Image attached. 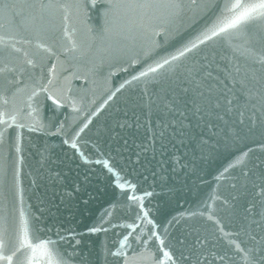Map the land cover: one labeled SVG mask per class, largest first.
I'll use <instances>...</instances> for the list:
<instances>
[{"label":"water","instance_id":"obj_1","mask_svg":"<svg viewBox=\"0 0 264 264\" xmlns=\"http://www.w3.org/2000/svg\"><path fill=\"white\" fill-rule=\"evenodd\" d=\"M234 2L0 0V264H264V20Z\"/></svg>","mask_w":264,"mask_h":264},{"label":"snow or ice","instance_id":"obj_2","mask_svg":"<svg viewBox=\"0 0 264 264\" xmlns=\"http://www.w3.org/2000/svg\"><path fill=\"white\" fill-rule=\"evenodd\" d=\"M93 7L95 3L93 2ZM144 6H155V5H144ZM164 6V5H161ZM174 6V5H167ZM114 7V5L109 4L106 6V15L108 11ZM229 12L233 13V18L230 22L231 27H236L241 24L250 23L255 20H264V0H236V2L231 5H226ZM49 99H52L50 96ZM56 103L57 101H53ZM7 103V100L4 101ZM231 103V101H229ZM6 113H0V123H6L3 117ZM96 229H90V231H95ZM41 243L51 244L52 241H41ZM3 247V242L0 241V248ZM165 255H168L165 253ZM3 259H9V257H2Z\"/></svg>","mask_w":264,"mask_h":264}]
</instances>
